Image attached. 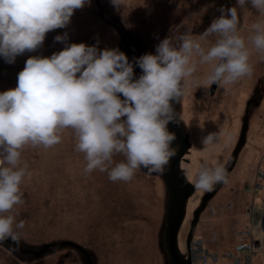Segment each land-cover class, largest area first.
Returning a JSON list of instances; mask_svg holds the SVG:
<instances>
[{
	"label": "rangeland",
	"instance_id": "rangeland-1",
	"mask_svg": "<svg viewBox=\"0 0 264 264\" xmlns=\"http://www.w3.org/2000/svg\"><path fill=\"white\" fill-rule=\"evenodd\" d=\"M238 8L241 35L247 36L251 24L264 16L237 0H123L117 8L111 0H90L74 11L65 28L46 34L43 45L33 52L18 55L6 62L0 71V92L17 86L18 73L29 57H50L71 43L96 46L98 51L127 47V58L133 65L134 77L142 70L136 64L142 55L156 54L157 45L166 37L191 31L202 34L221 15V8ZM67 38L57 42L56 36ZM128 44V45H127ZM254 73L227 90L189 86L180 101V118L188 131L190 151L181 162L193 183L202 162L223 164L240 137L247 104L249 111L247 140L238 161L224 184L201 213L193 239H201L206 248L218 252L220 261L228 264L227 254L234 251L238 232L248 222V211L259 223L264 213V62L253 52ZM209 66L197 73L203 76ZM254 98L258 100L255 102ZM124 119V118H122ZM224 130L231 134L223 143L204 151L202 138ZM75 139L70 129L63 132L62 143L49 148L26 147L21 163L31 172L21 186L24 203L13 214L25 221L20 245L38 247L54 241L76 242L92 254L96 264H168L163 246L167 189L161 175L147 174L141 168L129 182H112L106 172L85 174L82 153L74 150ZM115 162L124 158L115 156ZM207 192L195 191L190 197L185 221L179 233L182 252L193 212ZM0 264H84L73 247H63L41 257H30L8 243L0 242ZM253 264H264V249L253 257Z\"/></svg>",
	"mask_w": 264,
	"mask_h": 264
},
{
	"label": "clouds",
	"instance_id": "clouds-1",
	"mask_svg": "<svg viewBox=\"0 0 264 264\" xmlns=\"http://www.w3.org/2000/svg\"><path fill=\"white\" fill-rule=\"evenodd\" d=\"M90 0H0V56L13 63L18 55L36 51L46 34L65 28L74 11ZM117 8L123 0H111ZM250 4L264 16V0H237L243 10ZM221 15L200 35L191 31L164 38L156 54L142 55V70L134 78L132 63L117 49L71 43L50 57L32 56L18 73L17 86L0 92V242L19 245L25 221L13 214L24 203L21 186L30 176L21 163L23 150H45L62 143L70 129L74 150L85 160L83 172H106L112 182H129L142 167L147 174L163 175L176 149L172 101H181L188 87L228 89L251 78L253 52L264 62V20L251 24L241 35L238 8H221ZM67 38L56 36L57 42ZM209 66L198 76L202 66ZM121 95L123 99H121ZM124 118V119H122ZM231 134L219 130L202 138L208 152ZM124 159L115 162V156ZM223 164L201 163L193 181L200 192L227 184Z\"/></svg>",
	"mask_w": 264,
	"mask_h": 264
},
{
	"label": "water",
	"instance_id": "water-1",
	"mask_svg": "<svg viewBox=\"0 0 264 264\" xmlns=\"http://www.w3.org/2000/svg\"><path fill=\"white\" fill-rule=\"evenodd\" d=\"M217 87L218 86L216 84L211 85V94L215 93ZM251 102L252 100L247 104L237 145L234 148L229 161L225 165L226 169L228 170V175L235 167L238 161L239 154L247 140ZM171 103L174 110V120L168 123L167 128L176 136V139L173 141L175 144L174 149H176V155L171 158L166 172L161 175L167 189L163 246L166 251L168 264H193L190 253H188V255L186 256L182 252L179 244V233L187 214L188 202L190 197L196 191V189L194 188V184L188 179L186 171L181 167V161L185 158V154L190 151V147L192 144L188 137V131L185 129L184 125H182L180 119V101H172ZM223 185L224 184H218L215 186L213 191L207 192L202 198L199 206L194 210L191 227L186 239L188 252H190L191 250V242L194 238V232L196 229V225L200 219L201 213L204 211L209 201L216 195V193ZM262 226L264 229V213ZM3 243L13 245L22 253H26L30 257H41L63 247H73L80 253L84 264H96L94 257L88 251V249L70 240L54 241L34 248L22 246L20 244L16 245L11 239H7L3 241ZM259 244L260 243L257 242V245Z\"/></svg>",
	"mask_w": 264,
	"mask_h": 264
},
{
	"label": "built area",
	"instance_id": "built-area-1",
	"mask_svg": "<svg viewBox=\"0 0 264 264\" xmlns=\"http://www.w3.org/2000/svg\"><path fill=\"white\" fill-rule=\"evenodd\" d=\"M249 222L247 226L238 232L239 240L235 245L234 251L227 254L228 264H253V257L259 250L264 249V229L262 219L259 223L256 221V214L248 211ZM257 242L260 244L257 245ZM190 253L193 264H223L220 261L218 252L210 251L203 244L201 239H193L190 252L186 251L187 256Z\"/></svg>",
	"mask_w": 264,
	"mask_h": 264
},
{
	"label": "flooded vegetation",
	"instance_id": "flooded-vegetation-1",
	"mask_svg": "<svg viewBox=\"0 0 264 264\" xmlns=\"http://www.w3.org/2000/svg\"><path fill=\"white\" fill-rule=\"evenodd\" d=\"M127 45H128V44H127ZM123 53L127 56V47L124 48ZM134 63H135V65H136V61H135ZM134 78H135V77H134ZM138 78H139V77H138ZM138 78H135V79H138ZM121 99H123V96H122V95H121ZM254 100H255V102L258 101V100H256L255 98H254ZM179 115H180V114H179ZM180 119H181V118H180ZM181 122H182V121H181ZM182 125H184L183 122H182ZM184 127H185V126H184ZM185 129H186V127H185ZM186 130H187V129H186ZM174 145H175L174 142H172L171 147L174 148ZM184 159H185V158H184ZM182 161H183V159H182ZM182 161H181V162H182ZM181 167H182V166H181ZM185 218H186V217H185ZM184 221H185V220H184ZM191 221H192V220H191ZM190 227H191V223H190ZM189 230H190V229H189Z\"/></svg>",
	"mask_w": 264,
	"mask_h": 264
},
{
	"label": "trees",
	"instance_id": "trees-1",
	"mask_svg": "<svg viewBox=\"0 0 264 264\" xmlns=\"http://www.w3.org/2000/svg\"><path fill=\"white\" fill-rule=\"evenodd\" d=\"M6 64V60L4 59L3 56H0V71L4 68Z\"/></svg>",
	"mask_w": 264,
	"mask_h": 264
}]
</instances>
